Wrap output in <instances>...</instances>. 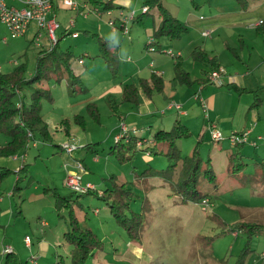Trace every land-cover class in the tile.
Segmentation results:
<instances>
[{
	"label": "rangeland",
	"instance_id": "1",
	"mask_svg": "<svg viewBox=\"0 0 264 264\" xmlns=\"http://www.w3.org/2000/svg\"><path fill=\"white\" fill-rule=\"evenodd\" d=\"M81 1L76 0L78 3ZM186 1L192 3V0ZM66 11L74 13L70 8ZM81 17L79 14L80 20L95 19L109 29L106 13H102L101 17H96L94 13H90L88 18ZM153 18L158 20L156 12L153 16L145 17L146 24L143 26L151 28ZM77 29V37L66 33L59 45L63 50L72 52V67L81 73L83 84H88L89 88V84L93 83V90L97 92L105 84L103 80L112 73L105 60L98 56L95 39L89 33L85 34L86 30L92 29L79 24ZM118 31L122 32L121 29ZM58 33L57 30L56 35ZM2 36L6 37L5 41L1 40ZM127 36L125 34V41ZM38 50L33 41L23 36L10 37L8 29L0 22V72H11L18 64H24L23 76L30 77L35 69ZM84 52L87 55H83L82 64L78 58ZM125 56H128L127 53ZM43 85L53 96V101L43 100L41 108L53 138L48 142L36 139L35 146L32 142L26 144L23 150L15 154L21 160L20 165H13L12 161L2 165L13 172L0 183V198L3 199L0 203V264H22L26 257L27 262L23 264H41L51 256L52 261L58 256L63 258L65 264L69 263L70 245L63 239V232L68 227L66 210L61 208L62 217H59L55 211L53 190L70 199L77 196L64 184V179L67 170L74 169L78 159L87 164L83 177L90 180L96 190L112 187L110 175H114L113 180L117 182H126L133 191L129 200L131 209L145 215L144 224L139 230L140 240L131 241L103 199L91 193L80 195L74 205L80 224L91 228L102 241V246L94 250L87 264H237L240 259L242 264H264V231L248 235L239 228V223L243 221L264 224V133L260 139H256V135L248 138L246 134L241 138L240 133H236L240 139L231 144L229 136L233 132L214 140L210 131L193 128L190 136L176 141L175 146L182 155L190 154L198 144L202 161L210 159L214 181L201 176L197 183L198 191L209 199L208 209L203 210L201 197L183 199L177 191L176 185L182 180L181 162L168 168L169 162L163 153L164 144L149 145L148 151L152 153L153 161L147 160L146 150L141 149L135 150L132 159L120 161L115 153L110 152L115 144L111 134L115 118L111 115L109 102L99 106L98 121L82 109L81 113L85 112L81 114L85 118L84 128L71 123V135L67 137L57 128L58 119L47 116L51 110L54 113L68 110L66 80L63 78L59 83L49 78ZM30 91L29 87L23 90L26 101L29 100ZM84 93L79 90L69 96L73 95L70 99L74 100V96L81 97ZM199 137H202V141L198 143ZM4 139L6 136L0 133V144L4 143ZM62 140L74 142L78 145L77 149L67 153L60 147ZM237 149H241V156L233 162L229 155ZM242 162L244 164L238 166ZM24 163L26 170L18 171ZM16 182L20 188L14 191ZM9 207L13 211L14 221L9 230L20 238L18 244H11L10 234L5 233L9 219L5 210ZM23 216L26 220H23ZM40 219L58 225L50 229L48 225H42ZM25 234L29 237L30 246L24 243ZM199 235L209 239H198ZM43 239L55 244L56 255L51 249L48 251L46 243L43 245L44 252L38 248ZM7 245L12 248L11 251L4 250ZM37 249L40 250L39 254Z\"/></svg>",
	"mask_w": 264,
	"mask_h": 264
},
{
	"label": "crops",
	"instance_id": "2",
	"mask_svg": "<svg viewBox=\"0 0 264 264\" xmlns=\"http://www.w3.org/2000/svg\"><path fill=\"white\" fill-rule=\"evenodd\" d=\"M5 1L8 5L22 6V3L18 0ZM86 1L91 4L94 2V0L77 2L78 4L75 8H70L74 10V13H68L66 10L69 8L64 6L61 0H53L52 12H54L58 22L57 30L59 31L57 37L62 38L66 33H70L72 37H77L79 33L77 29L78 24L79 26L82 25V27L86 25L92 31L86 30L85 34L87 32L90 35L92 32L97 33L104 39L109 40L117 48L119 67L116 75H111L112 77L110 76L103 80L105 84H103L99 91L93 90V83L89 84V88H92L90 89L91 91H88V84H83L84 89L80 90V92L85 91V95L81 97L74 96V100L70 99L73 95H67L68 110L59 113H54L51 110L47 113L49 119H58V123H56L57 128L65 136L71 135V126L69 134H66L59 124L62 118H70L73 114L81 113L82 109H85L86 104L89 102L96 103L98 108L101 104H108L109 99L120 102L122 87L125 83H134L138 86L139 78L148 77L151 72H156L163 76L164 84L162 90L153 92L148 97L138 87V103L120 102L116 111H111V115L115 118L111 127L113 137L119 131L118 121L120 118L125 121L132 136L144 141V144L148 147L147 149L150 148L149 145L152 142L154 131L157 129H169L177 119L184 123L190 131L193 128H199L198 130L200 131L209 132L210 124L215 123L222 135L229 136L235 131H246L248 138L256 135L257 139L258 136L263 135L264 30L259 32L256 28L261 24L260 20L264 18V0H247L244 6H241L236 0H207L208 2L206 0H196L198 2L192 0V3H188L186 0H162L168 10L186 26V31L176 38L163 36L156 40L153 39L155 51L148 50L146 46L149 37L152 36L153 30L160 22V17L156 10H150L149 13L137 12L144 5V0H117L114 3L112 15L116 16L117 7L133 10L135 13V18L130 23L128 32L122 31L128 35L126 41L124 40L125 34L118 31V29L113 30L108 25L107 20L106 24L109 29L100 25L95 19L80 20L79 14L82 16L81 18H88L90 14L84 16L80 13ZM154 12H156L158 20L153 18L151 28L144 27L143 25L146 24L145 17L148 15L153 16ZM140 13L146 15H142L137 19ZM94 15L101 17L102 14L94 13ZM71 20H73V25H70ZM36 30L35 24L30 23L26 32L21 36L32 42ZM72 32H75L76 35H72ZM131 32L132 36L130 35ZM113 33L116 34L111 36ZM1 40H3V36ZM41 43L42 45L37 46L38 48L50 47L46 34H43ZM195 47H202L206 52L216 57L218 67L221 68L219 79L222 81V84L219 85L209 80L207 74L212 69L192 59L190 53ZM166 49L179 51L180 55L173 57L163 51ZM125 53L128 56H125ZM83 55L87 54L84 52L78 58V62L82 64L84 63ZM98 56L101 57L100 52ZM178 60H180L182 67L189 73L190 79H199L200 82H193L192 84L179 83L174 78V65ZM76 73L79 74L82 80L81 73ZM254 101H256V105H252ZM170 103H178L180 108L174 105L169 106ZM243 119L244 122H242ZM36 139L32 140L34 146L36 143L33 141H36ZM198 139L202 140V137ZM5 141H7V137L4 139ZM151 154L147 155V160L149 161H153L152 159H154V157L151 158ZM18 158L19 156H0V166L6 165L9 161H12L13 165L18 166L21 163V160ZM92 160L96 159L92 158ZM83 163L88 168L85 161ZM82 179L84 182H91L88 179H84L83 176ZM2 202L3 199L0 198V203ZM5 211L8 212L9 218L5 227V233L10 234L11 244H18L20 238L18 236L15 237L9 230V227L14 224L12 220L13 211L11 207ZM22 218L26 220L24 216ZM40 223L48 225L50 229L58 225L57 223H47L41 219ZM26 235H23V237ZM24 243L26 245L25 241ZM45 243L48 245V251L51 249L56 255L55 244L52 245L51 241L48 243L47 239H43L38 248L44 252L43 245ZM39 249H37L38 254L40 253ZM26 258L22 260V264L27 262ZM50 259H52V256L41 264H51L54 260ZM18 260L20 261L19 258Z\"/></svg>",
	"mask_w": 264,
	"mask_h": 264
},
{
	"label": "trees",
	"instance_id": "3",
	"mask_svg": "<svg viewBox=\"0 0 264 264\" xmlns=\"http://www.w3.org/2000/svg\"><path fill=\"white\" fill-rule=\"evenodd\" d=\"M240 5L244 6L247 0H239ZM144 5H147V11L156 10L160 17L158 26L153 30L152 37L156 40L160 37L176 38L184 31L186 26L175 17L168 8L163 4L162 0H144ZM111 6V5H108ZM140 13L138 17L144 15ZM259 32L264 30V18L256 28ZM86 32V31H85ZM88 33V32H87ZM97 42L101 57L105 60L112 75H116L119 67V54L117 48L107 39H104L97 33H91ZM60 39L54 45L44 48H39L35 61V69L30 77H24V64H18L11 72H0V133L7 137V141L0 144V156L9 157L15 155L26 147L28 135L32 133V138L40 139L43 142H48L53 138V134L49 129V124L41 113L42 101H53V96L48 88H45L43 83L49 78H54L59 82L65 78L67 94H73L76 91L83 90V82L72 68V52L69 49L61 48ZM231 50L232 48L229 47ZM190 56L210 69L218 68V63L214 55L209 54L201 47H195ZM174 78L183 84H192L200 82L199 79L192 80L189 73L182 67L180 60L174 65ZM137 86L134 83H125L122 87L120 102L138 103V87H140L146 96L150 97L153 92L161 91L163 88V76L156 72H151L148 77H140ZM29 87L31 89L29 100L26 101L23 95V90ZM16 98V99H15ZM259 101V100H258ZM119 101L109 99V104L112 111H116ZM258 104V103H257ZM256 105V101L252 103ZM86 112L95 120H99V111L96 103L89 102L85 107ZM74 123L82 129L85 126V118L81 113L73 114L72 117H64L59 121L66 134H69L70 124ZM191 135L190 129L180 120H175L169 129H157L152 135L151 144L162 143L165 145L164 155L168 160V168H173L178 161L181 162L182 180L176 185L177 191L182 198L197 199L205 197L197 189L198 179L202 176L208 181H214L215 174L211 168L210 159L206 162L202 161L198 144H196L190 154L182 155L181 151L175 146L177 140ZM32 139V140H33ZM137 138L130 136L127 141L119 139L111 147L110 152L116 154L120 161L130 160L133 157L135 150H146L148 147L144 144L143 148L136 146ZM197 139V142H201ZM89 145V144H85ZM241 148V147H240ZM151 154V152H150ZM241 156V149L236 152L232 151L229 155L231 161L237 160ZM239 163L238 166H240ZM26 164H23L18 171H25ZM148 169V168H147ZM147 169L142 171L144 173ZM16 171V172H18ZM149 171V170H148ZM13 172L7 166H0V183L5 176ZM20 177L17 178L19 180ZM114 175H110L112 187L103 190L90 189L84 193H77L74 199L59 195L53 190L54 205L59 217L61 208L66 210V219L68 227L63 232V239L70 245L69 258L67 264H87L88 258L93 254L94 250L102 246V241L97 234L89 227H83L80 224L76 214L74 205L78 201V197L84 194H95L103 199L110 207V211L117 222L124 227L131 241H139V230L144 224V213H138L131 209L129 200L132 197V189L126 182H117L113 180ZM17 182L13 190L17 191ZM19 192V191H18ZM74 192V191H72ZM200 199V200H201ZM239 228L248 235L264 231V224L253 221H243L239 223ZM201 237L208 238L204 235ZM209 239V238H208ZM210 243V241H209ZM52 264H65L63 258L57 256V259ZM223 264V263H222ZM237 264H242V259Z\"/></svg>",
	"mask_w": 264,
	"mask_h": 264
},
{
	"label": "built area",
	"instance_id": "4",
	"mask_svg": "<svg viewBox=\"0 0 264 264\" xmlns=\"http://www.w3.org/2000/svg\"><path fill=\"white\" fill-rule=\"evenodd\" d=\"M22 3L21 7H16L12 5H8L5 0H0V22L3 23L8 29L10 37H18L23 35L30 23H34L37 30L33 35L32 41L36 46H41V39L43 34H46L49 39L50 46L54 45L57 42L56 30L58 27V22L55 18L54 12H52V2L53 0H18ZM62 4L68 8H75L77 6V2L75 0H61ZM117 0H94L91 4L86 1L83 4L80 13L84 16H87L89 13L102 14L106 13L108 15L107 23L113 29H121L123 32L127 33L129 30L130 23L135 18V13L133 10H127L122 7H117V14L112 15V11L115 5L114 3ZM111 5V6H108ZM141 11H147V5H142ZM262 20H260L261 22ZM70 25H73V21H70ZM206 33V31H205ZM72 35H76L75 32H72ZM153 37H149L147 41L146 48L150 51H155V47L153 44ZM3 40H6V37H3ZM165 53L178 57L180 55L179 51H173L172 49L163 50ZM81 61V60H79ZM221 68L212 69L208 74L207 78L217 84H222V81L219 79ZM174 105L177 108H180L178 103H170L169 106ZM119 131L114 135L115 141L119 139H123L127 141L131 136L129 128L125 121L122 118L118 121ZM209 131L212 139L219 140L222 137V133L219 130L218 126L215 123H211L209 126ZM240 133V137L243 138L245 136L246 131H235L229 137L231 143L237 139H240L238 134ZM28 139L27 144L32 142V133L27 132ZM261 138V136H258ZM34 140V139H33ZM35 142V141H33ZM254 143V142H253ZM144 141L140 138L136 140V146L138 148H143ZM60 147L65 149L67 153L73 152L77 149L78 145L71 141H63L60 144ZM147 154H150V151L146 149ZM14 157H17L14 155ZM74 169H68L65 174L64 184L70 188L72 191L77 193H84L90 189H94L95 186L92 182L86 181L84 182L82 179L83 171L86 169L83 162L80 160H76L74 164ZM201 208L203 210L208 209L209 199L207 197H203L200 200ZM26 244L30 245V240L28 235L24 237ZM4 250L11 251L12 248L7 245ZM32 259V258H30ZM262 259L264 261V253H262Z\"/></svg>",
	"mask_w": 264,
	"mask_h": 264
},
{
	"label": "clouds",
	"instance_id": "5",
	"mask_svg": "<svg viewBox=\"0 0 264 264\" xmlns=\"http://www.w3.org/2000/svg\"><path fill=\"white\" fill-rule=\"evenodd\" d=\"M115 34H116V33H113L111 36H113V35H115ZM111 36H110V37H111ZM110 37H109V38H110Z\"/></svg>",
	"mask_w": 264,
	"mask_h": 264
}]
</instances>
